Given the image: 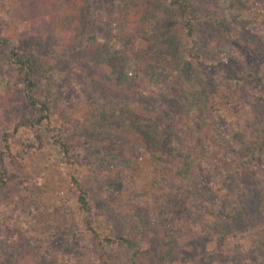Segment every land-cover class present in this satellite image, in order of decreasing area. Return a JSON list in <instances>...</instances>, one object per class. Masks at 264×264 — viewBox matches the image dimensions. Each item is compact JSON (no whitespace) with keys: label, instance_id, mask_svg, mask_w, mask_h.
<instances>
[{"label":"rangeland","instance_id":"1","mask_svg":"<svg viewBox=\"0 0 264 264\" xmlns=\"http://www.w3.org/2000/svg\"><path fill=\"white\" fill-rule=\"evenodd\" d=\"M188 1L199 17L193 57L174 33L178 15L160 0H143V21L128 28L117 45L113 30L119 26L118 14L130 11L131 0H92L94 15L85 19L79 42L60 59H50L46 43L31 36L27 22H19L18 36L32 51L45 53L44 63L53 74L51 85L41 83L38 93L42 87L53 91L65 139L75 154L95 161L70 164L37 132L25 143L20 164L4 165L9 178L28 186L36 220L27 224L20 212L11 213V220L18 229L30 230L23 237L25 251L30 244L38 264H264V149L253 152L260 154V164L250 160V147L240 144L264 124V2ZM8 33L0 28V36ZM101 53L115 56L102 58ZM130 57L136 66L153 63L147 87L142 77L116 76L115 65ZM162 65L171 71L168 79ZM248 74L259 81L240 80ZM111 92L162 132L140 127L123 140L107 132H84L96 99ZM191 106L201 107L194 121ZM144 143L152 148L143 150ZM71 177L93 197L114 234H127L134 244L100 248L81 233L76 244L74 220L42 219L44 211L71 195ZM176 198L186 199V210L166 223L163 202ZM126 205L141 208L146 241L133 234L139 225ZM223 212L232 213L231 218ZM1 225L4 259L14 254L16 239L8 238ZM35 233L37 239L28 241Z\"/></svg>","mask_w":264,"mask_h":264},{"label":"trees","instance_id":"2","mask_svg":"<svg viewBox=\"0 0 264 264\" xmlns=\"http://www.w3.org/2000/svg\"><path fill=\"white\" fill-rule=\"evenodd\" d=\"M91 1L0 0V28L9 32V36H0V140L4 145V151L0 154V161L3 163L0 169V221L3 233L8 238L16 239L13 248L14 254L6 255V259L0 257V264H38V257L31 252L30 244H27V251H25L26 243L23 242V237L30 230L28 228L18 229L11 220L13 212L26 215L27 224L36 220V214L32 211L26 195L28 186L22 181L9 178L4 166L5 164L14 166L20 164L23 147L31 139V136L40 132L47 142L60 150L70 164L93 165L95 162L90 161L83 154H75L65 139L62 127L56 118L55 101L57 98L53 97V91L49 87H42L38 93L41 83L45 86L50 81L52 82L53 74L44 63L42 55L45 53L40 55V53L32 51L28 44L20 39L18 24L22 21L27 22L31 36L35 35L48 46L50 59H60L70 47L79 42L85 19L94 15L89 6ZM260 1L264 2V0ZM160 2L162 6L170 7L178 15L179 22L175 25L174 33L180 37L181 49L186 55L193 57L197 40H199L197 29L199 17L193 12L188 0H160ZM129 7L130 11L123 9L118 14L117 25L119 26L113 30L114 45L121 41L126 30L131 28L135 22L143 21L146 10L143 0H131ZM18 39L19 42H13ZM107 56L111 59L115 53L108 55L101 53L102 58ZM136 63L137 60L133 57L122 64L118 62L115 65V74L118 76L119 73H124L126 77L138 78L137 80H141L142 77V86L147 87L151 74H154L153 63L145 66H136ZM123 66L128 67V71H124ZM159 69L162 70V75L165 78L170 77L169 72L171 73V71L167 65H162ZM80 76H82V72ZM157 78L155 77L156 80ZM240 80H245L250 84L253 80L258 82L259 76L254 77L252 74H248ZM115 82L116 79L112 83L113 88ZM49 84L51 85V83ZM112 96L111 92L96 99L87 115L86 124H83L84 132L90 133L92 136L99 133L103 135L107 132L109 137L118 136L120 140L128 137L131 130L135 131L140 127H146L156 135L162 132L160 126L156 128L154 122L138 116ZM190 110H192L190 119L194 121L197 119L196 112L201 111V107L197 109L196 106H191ZM261 126V129H257L254 137L247 135L240 143L242 146L250 147L246 151L250 154V160L258 159L260 164L262 162L260 154L257 155L253 152L256 147H258V152L264 149V124ZM142 146L141 148L145 151L152 148L150 143H144ZM70 184L73 189L71 195L60 199L49 210L44 211L41 215L44 221L60 223L61 220L67 219L69 224L71 220H74L78 232L75 231L72 234V240L76 238V244L80 233L95 242L100 248L134 244L129 235L114 234L110 224L105 222L104 214L98 212L97 203L84 190L76 177H71ZM20 197L24 200L19 199ZM179 200L178 198L166 199L163 202V216L166 223L178 219L179 214L186 210L184 207L186 199H183V202ZM128 207L126 205L125 210L131 208L135 217L134 221H137L139 225L138 228H134L133 234L137 238H141L142 241H146L144 237H147L148 233L144 230L141 208H138L137 205ZM223 213L227 218H231L232 213ZM27 238L28 241L36 240L37 235L33 234L31 240L29 237ZM18 245H22L24 248H20L18 251ZM53 254L56 255L55 252Z\"/></svg>","mask_w":264,"mask_h":264}]
</instances>
